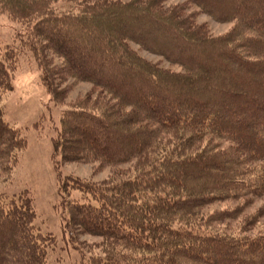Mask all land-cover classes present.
Wrapping results in <instances>:
<instances>
[{"label": "trees", "instance_id": "trees-1", "mask_svg": "<svg viewBox=\"0 0 264 264\" xmlns=\"http://www.w3.org/2000/svg\"><path fill=\"white\" fill-rule=\"evenodd\" d=\"M0 8L21 25L13 43H0V170L10 177L0 187V264L59 260L57 238L35 224L31 191L8 190L28 137L1 103L30 52L61 108L58 123L46 112L32 126L42 131L49 120L53 131L58 205L78 249L69 264H264V229L251 231L257 216L227 232L264 195V0H0ZM198 12L235 26L213 36ZM69 78L91 84L74 102H65ZM67 161L112 175H62ZM229 200L237 205L203 213ZM79 228L102 238L100 251L79 249Z\"/></svg>", "mask_w": 264, "mask_h": 264}, {"label": "rangeland", "instance_id": "rangeland-1", "mask_svg": "<svg viewBox=\"0 0 264 264\" xmlns=\"http://www.w3.org/2000/svg\"><path fill=\"white\" fill-rule=\"evenodd\" d=\"M181 1L184 0H169V2L172 3ZM66 4L68 5V3ZM198 13L196 22L198 24H205L213 36L225 35L235 26L234 21L222 22L216 20L206 12ZM20 29V23L11 19L7 11H3L0 8V43L2 45L13 43L18 37ZM134 46L138 48L137 45ZM139 51L143 56H146L152 61H161L162 65L165 67H171L177 71L180 70L178 66L164 61L159 56L153 55L147 51ZM48 55L51 57L54 65H60V57L53 53ZM36 61V58L31 52L21 56L15 78L13 79L14 88L5 92L2 98L1 105L4 106L6 119L12 124L24 127L25 134L28 137V147L20 156V164L14 172L13 182L9 185L8 190L12 193H18L25 189L31 191L34 197L37 215L35 224L43 233L50 232L57 238L53 256L55 259L56 257L59 258L57 261L58 264H69L76 260L78 249L74 247L70 234L63 228V209L59 208L58 205V201L60 200V194L57 190L58 175L57 169L51 158L53 152V131L50 129L49 120L46 121V127L42 131H38L32 126L33 123L46 112L52 115V119L58 123L61 117V108L54 106L52 95L45 88L41 80L42 69ZM67 82L69 91L66 93L65 102H74L79 98H83L91 88L90 83L77 81L73 78H69ZM67 84L63 83L60 87L64 88ZM26 127L29 128L27 129ZM95 167L96 165L92 162L67 161L60 166V170L62 175L73 173L83 177H92L95 180H103L112 175V170L109 168L99 171L95 170ZM119 169L122 172L131 171L129 164H124L119 167ZM0 174V187L3 188L8 186V178L10 177L5 179L6 174L1 172V170ZM236 205L237 201L233 202L231 200L213 203L206 207L203 213L208 214L220 210L222 207H234ZM255 216H257L258 223L255 225L254 229L251 230L254 233L264 229V195L252 198V202L244 206L243 213L237 222L229 225L230 229L227 232H234L238 226L242 225L240 223L241 221L246 220V218L250 220ZM219 228L223 230L225 229V225H220ZM77 231L76 238H73L74 240L76 239V241L78 240L79 249L81 248L82 251L86 250L87 253L100 251L103 243L101 237L87 234L81 228Z\"/></svg>", "mask_w": 264, "mask_h": 264}]
</instances>
